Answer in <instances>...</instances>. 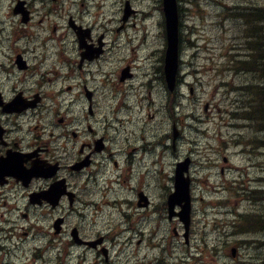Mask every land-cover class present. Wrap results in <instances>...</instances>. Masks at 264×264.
Instances as JSON below:
<instances>
[{
	"label": "flooded vegetation",
	"instance_id": "af4514ba",
	"mask_svg": "<svg viewBox=\"0 0 264 264\" xmlns=\"http://www.w3.org/2000/svg\"><path fill=\"white\" fill-rule=\"evenodd\" d=\"M79 1L0 0V167L8 165L0 175V184H7L0 186V262L20 264L39 244L46 249L44 264H134V260L137 264H168L180 259L183 264L213 262L209 252H213L214 245L209 247L204 237L198 240L191 229L186 234L177 216L170 219L173 223L178 220L176 229H170L168 222L166 228L151 229L148 219L127 225V215L121 227L113 222L101 226L97 218L87 220L88 213L102 214L88 207L85 197L90 193L96 195L97 191L87 184L100 178L106 181L111 172L122 176L110 164L113 162L119 170L118 157L124 155L128 176L135 159L149 150V140H153L150 146L154 150L157 146L163 149L165 136L149 130L144 132L147 137L141 134L131 141L115 137L110 138V143L100 132V123L96 121L100 95L83 73L85 67L100 63L109 54L107 39L119 35L125 26L122 27V21L117 24L114 8V17L103 22L100 14H90L89 8L86 12V4ZM92 1L97 2L98 11L103 10L105 0H89ZM156 2L163 21L161 0ZM129 4L134 14L139 12L133 4L140 3L131 0L120 3V11ZM87 54L99 55L89 61L85 60ZM124 109H128V104L119 102L110 111L121 115ZM114 115L105 117L113 119ZM241 144L238 150L242 158L262 157L253 154V150L260 148L252 147L249 140ZM183 161H188L190 171L193 160L188 155L182 157L179 153L175 166ZM224 163L234 167L235 172L242 171L237 180L243 188L240 199L252 206L251 189H245L256 185L255 179H248L255 176L256 169L245 162L246 167L240 169L227 158ZM39 165L42 173L52 176L37 179L32 175L39 171ZM97 166V171H91ZM61 180L62 195L58 199L50 197L46 192ZM125 181L124 178L122 182ZM142 192H138V201L133 199L137 213L151 207ZM20 199L23 207H14ZM221 205L231 209L228 203ZM156 213L165 217L164 212ZM260 216L259 211L256 214L245 207L239 209L235 220L227 226L226 237L219 239L221 250L231 240L236 241L244 251L242 264H264V218L260 221ZM207 231L211 242V233ZM192 247L201 256L195 257ZM36 263L39 262L33 259L25 264Z\"/></svg>",
	"mask_w": 264,
	"mask_h": 264
},
{
	"label": "rangeland",
	"instance_id": "374dc122",
	"mask_svg": "<svg viewBox=\"0 0 264 264\" xmlns=\"http://www.w3.org/2000/svg\"><path fill=\"white\" fill-rule=\"evenodd\" d=\"M96 1V0H95ZM99 1V0H98ZM120 1L117 0L116 3H112L111 0H105L102 2L103 11L106 15L111 14L112 8H114V12L118 13L120 11ZM133 2H139L140 4L137 5L138 10H146L147 5L149 1L154 0H132ZM242 0H181V10L183 15V27H182V35L184 38H182V46L183 48V62H185V65H183V77L190 76L188 80L190 81V85L193 87V80L196 79L197 76H200V72H202L201 79H198V81L195 82L193 93H189L188 89L185 88L186 86L182 87V96H179V99H176L177 101V108L178 104L181 105V102L183 101V107L179 109V116L181 117V131L183 132V138L178 140V142H181L183 145L181 147L182 151H185L186 149H190L191 147L196 148V140H192V128L189 124L188 116L189 114L193 113L199 115L203 120H209L211 122L210 126H214L212 123L214 122V119H209L208 115L209 113L202 110L201 104L199 106V101L205 102L209 100V98L214 97L216 94H224V98L228 96L231 92H228L226 90L221 89H214L213 87H216V78H212V72L211 68L216 67L218 64L222 63L221 61L224 60V57H226L229 54V50L233 45H237L242 47L243 46V40H241V43L237 42L235 36L233 37V33L236 31H233L229 24H226L224 27L223 25L220 26L218 22L221 21V15L222 12L224 13V16L226 15V5L232 6L235 5ZM84 2L86 4V12L87 9H90V14H97L98 12V5L97 2H89V0H80L79 4ZM223 5L225 6L224 10ZM251 5L258 6L264 9V0H254L251 2ZM249 10L246 11V14H249ZM159 16V15H158ZM158 16H156L155 12H150L138 16V18H135L132 21V24L135 23V27L131 26L126 32H123L121 35H119V46L122 43H128V47L126 48L125 53L120 58V61L118 64L121 65L120 68L124 67V62L131 58L132 55V48L140 45V41L137 39V36L140 35L142 39L146 37V33L148 32V47L149 50H155V58L151 60H144V57H140L139 59L141 62L139 63L140 66L143 67H149L153 70H156V68L160 67L159 59H158V53L157 50L160 51L162 54L164 46H165V38H159L160 32L162 29H158L155 26V21L162 22V17L158 19ZM251 15L247 16L246 23H244V26L241 27L242 31L247 34H255L257 37L260 36L261 38H264V36L260 33V24L263 25L264 22H262V17L260 23H259V17L255 16L256 19H258V25L256 29H249V18ZM146 18V19H145ZM152 19V20H151ZM150 20V21H149ZM157 21V22H158ZM237 23V22H235ZM143 24H146L144 26ZM236 26V25H235ZM238 28V26H236ZM262 32V30H261ZM129 37H132V42L129 41ZM255 37L247 36L245 38L246 40L250 41L253 40ZM112 44V40H110ZM142 46L139 48L138 53L141 52ZM117 48L114 47L112 44V47L110 46L109 54L112 55V57L107 60V63H105L103 66L102 71L100 72L101 68L98 70L100 72L99 75L92 76L88 75L87 72L85 74V78L88 81L89 85H96V88L98 89L97 94H100V105L99 108H97V114H96V121H99L100 126L102 128H105V134H107L109 137L112 136V140L115 139V137L119 139H133L135 136L140 137L141 134L144 135V132L152 130L156 133H159L164 136L170 135V133L173 135L172 131V125H173V114L168 113V106L164 103L165 99H161V108L163 110H166V112H162L161 110L154 109L155 107H152V104H157V102L160 100L161 96L157 93V88L151 89L149 87V84L144 82L145 86H143V79L139 78V84L140 86L137 89H128L120 93V90L123 88L126 89V86H118L117 88H112L108 85H105L103 81L106 79V75L108 71H113L115 69V65L112 63L113 60L117 57ZM147 53L146 50L143 51V54ZM162 57V55H161ZM136 63V62H135ZM116 64V65H118ZM137 70V69H136ZM134 70L133 72L135 73ZM139 70V69H138ZM88 71V69H87ZM192 72V74H189ZM212 78V79H211ZM210 79V80H209ZM257 81L256 83L259 84ZM264 82V81H263ZM264 85V83H262ZM121 88V89H120ZM231 88V87H230ZM120 89V90H119ZM152 91H151V90ZM214 89V90H213ZM197 91V93H196ZM219 91V92H218ZM128 93V94H126ZM235 92H232V96ZM161 94V91H160ZM147 95V96H146ZM153 95L154 101H149V98H151ZM173 96V95H172ZM148 97V99H147ZM176 98V97H175ZM220 98V96H219ZM242 99H245L246 104V96H242ZM120 99L122 102H126L128 105L130 104L132 110L130 109H124L122 111L123 114L121 115H114L110 111V108L113 107V105H116L120 102ZM261 99V97H260ZM264 99V96H263ZM218 100V99H217ZM216 100V101H217ZM143 102V104H141ZM264 104V100H263ZM257 105H259L257 103ZM261 109L258 108V112ZM87 113V112H86ZM203 113V114H202ZM88 114V113H87ZM106 115H114L115 118L113 119H107ZM249 116H253L252 113H247ZM203 116V117H202ZM259 117H262L259 112ZM132 118V119H131ZM128 119L130 121H128ZM94 123V121H92ZM98 123V124H99ZM113 124L116 126L117 129L113 127ZM195 129H205L206 126H203L202 124L197 123L196 121L192 123ZM216 126H214L216 129L222 130V132L226 131L224 121H215ZM134 127V130H133ZM262 128V127H261ZM136 133L134 136H131V134ZM147 137V133L145 134ZM144 135V136H145ZM149 136V134H148ZM199 137V145L200 148L209 152V147H217L218 142L215 138H208L205 136H201L198 134ZM131 141V140H129ZM150 143H153V140H149ZM257 143H260V150L256 151L253 150V154H263L262 160H264V142L258 139ZM220 147H224V145H219ZM232 146H230L231 148ZM149 158L143 159L140 158V164L142 165V169H146V166H148V179L150 182H153L156 177H161L163 180L166 176V179H170L173 176V162H174V154L173 151H166L163 149H156L155 150L149 145ZM185 155V152L181 153V156ZM119 165L121 168L119 170H116L113 166V162H111V169L116 171H121L122 176L126 179L125 183L122 182L119 185H116L113 183L112 180L105 181L103 178H100L97 182L89 183L88 187H92L98 192L100 196L103 197V203L105 202V206L98 208V211L102 214H93L88 213L86 214L87 220H92L97 218L98 224L101 226L109 225V222H113L114 226L121 227L123 222H125V215L128 216V222L127 225L130 223L136 224L142 219V222H144V214L137 213L136 211H139L136 206V202L133 199H137L138 192L139 191H145V193L154 200L155 205L154 208L147 212L146 214L150 216V222L149 227L151 229L159 227V224H161V228H166V223L168 222V217L165 219H158L159 217L153 212L157 208V206H162V203L165 202V207L167 210V196L172 190L173 184L168 183L165 184L167 186L166 191L164 192V195L161 196L160 186H154V190L149 192L146 190L143 186L144 182L139 181H132L130 175L125 176L126 170H127V164L126 161L123 159H119ZM140 168V167H139ZM198 173H196V187H199V190H203V192L199 195V197L208 198V205L209 207L204 206L202 209H200V214L196 216V218L201 220V226L206 227L208 230L215 229L216 233L219 235H225L227 232V226L231 224L235 220V212L238 211L237 206H235L236 196L229 195L227 189L224 187L220 188V192L215 193L214 186L221 182L220 176H218V182L216 184H212L211 182H214L216 179V170L213 168L212 164L208 168H203L201 166H195ZM98 166L93 168L91 171H97ZM140 171V169H139ZM113 173L111 172V175ZM205 176L208 177L209 180L208 184H204ZM227 179H230V174L227 175ZM263 177H256V176H249V180L252 182V179H255L257 181L256 188L251 185V191H250V199L252 202V205H258L262 204L264 206V182ZM228 188V187H227ZM226 190V191H224ZM229 190V189H228ZM114 195L117 197L114 199ZM235 195V194H234ZM225 196L226 202L230 204L231 209L229 210L228 206L222 207V205H213L216 201H218L220 198ZM240 201V200H239ZM107 203H111L113 206H108ZM245 204V203H244ZM202 205V204H200ZM15 206L23 207V200L20 199L18 203L15 202ZM108 206V207H107ZM240 206V205H239ZM204 208H207L208 213L213 212H220L222 211V214H218V216L215 219H207L206 217H202L205 215ZM226 212V213H225ZM163 215V214H162ZM101 216V217H99ZM168 216V211H167ZM164 217V215H163ZM260 221L264 218V214L260 217H258ZM258 218H256L258 220ZM141 222V224H142ZM79 223V222H78ZM141 224L139 228H141ZM175 224V223H174ZM82 227L84 225L80 224ZM200 226V228H202ZM170 227V224H169ZM171 228V227H170ZM156 232V231H155ZM205 233V231H203ZM208 233V231L206 232ZM172 237V236H171ZM216 235L215 233L211 234V239H215ZM224 240L223 236L220 238V240ZM237 238L234 237V240ZM40 249L37 250V253ZM28 255V254H27ZM25 255V256H27ZM219 251L214 252V259L217 260L218 264H225L228 262L227 259L220 257ZM142 256V253L140 257ZM29 262V260H27ZM45 258L41 260L39 263L36 264H44ZM165 263H167V260H165ZM0 264H2L0 262ZM20 264H24V262L21 261ZM134 264H137L136 260H134Z\"/></svg>",
	"mask_w": 264,
	"mask_h": 264
},
{
	"label": "bare ground",
	"instance_id": "6f19581e",
	"mask_svg": "<svg viewBox=\"0 0 264 264\" xmlns=\"http://www.w3.org/2000/svg\"><path fill=\"white\" fill-rule=\"evenodd\" d=\"M254 0H242L241 2L232 5L227 6L226 5V15L224 16V13L222 12L221 15V21L218 22V24L223 25L224 27L226 24H229L231 29L233 31H236L233 33V37L237 39L236 41L241 43V40L247 38V36L255 37L256 35L253 34H247L244 33L241 29L242 26H244V23H246L247 16L251 15L249 18V29H256L258 25V19L256 17H259V23L264 17V11L261 7L253 6L251 5V2ZM155 2V0H154ZM153 1H149L147 5L146 10H139V15H143L150 12H155L156 16H158L161 11L159 8L158 3H154ZM116 3V2H114ZM225 6L223 5L224 10ZM249 10V14H246V11ZM256 16V17H255ZM146 19V18H145ZM237 22V23H235ZM262 22H264V18L262 19ZM145 26V24H143ZM238 26V28L236 26ZM159 27L162 29V33L165 35L168 33V21L167 18H164L162 23L159 25ZM262 30V32H261ZM260 33L264 36V24H260ZM119 35L114 36L113 38V44L114 47H116L117 50V57L113 60V64L115 65V69H120L121 65L118 64L120 61V58L125 53L128 43H122L119 46ZM110 59V58H109ZM107 59V60H109ZM106 61H101L100 63L96 64L95 66H92L88 69L87 74L88 75H94L98 73V70L104 66ZM230 61V62H229ZM219 65V71H216L215 75L213 77L217 80L225 79V80H234V79H240L245 87V91H247V95L249 97L256 96L263 102V96H264V38H261L257 35L253 40H246L243 42V46H237L233 45L231 49L229 50V54L224 57V60L221 61ZM118 64V65H116ZM185 65V64H184ZM183 67V65H182ZM139 70H136L135 74L143 79V84L146 82L149 84V87L152 89L157 88V93L161 96L160 100L157 102L156 106L155 104H152V107H155L156 110H161L162 112H166V110H163L161 108V99L164 98V103L168 106V113L172 114L177 108V101L176 99H179V97H176V95L182 93V87L187 86L184 85V82L180 84L177 92L172 96V93L167 90L166 86H164V70L163 67L160 66L159 68H156V70H153L149 67H143L140 66L138 68ZM126 70V69H125ZM133 72V69L131 70ZM189 74H192L190 72ZM180 77H183V69L180 73ZM259 80L261 81L259 84L256 82ZM218 82V81H217ZM145 85V84H144ZM217 86V83H216ZM150 89V90H151ZM221 90H226L228 92H235L232 88H230L227 85H223L221 87ZM152 91V90H151ZM161 91V94H160ZM176 97V98H175ZM170 98V99H169ZM228 100V103L231 106H234V109L230 110L232 115V128L234 129V140L245 142L248 141L251 143H256L258 139L264 142V118L259 116H249L244 113V111L241 108V104L245 101V99L238 98L236 95H233L230 93L226 97ZM238 98V99H237ZM237 99V100H236ZM256 112H258V108L256 109ZM192 118V117H189ZM262 127V128H261ZM164 148L163 150L168 151H177L178 148L182 147V143L173 140L170 137L165 136L164 141ZM174 147H177L176 150ZM156 149H162L160 146H157ZM179 151V150H178ZM150 151H145L143 153V156L140 155L138 158L135 159L134 162V169L128 173L130 175L132 181H139L144 182V188L151 192L154 190V186H160L161 196L164 195V192L166 191L167 186L165 184H168L167 180H163L161 177H156V179L153 182H150L148 179V166H146V169H142V165L140 164V158L148 159ZM124 157V158H123ZM213 158H215L213 156ZM119 159L125 160L124 156H119ZM127 162V160H125ZM230 163L238 164L240 162H245L251 167L256 169V177H263L264 175V160L258 155H254L251 158L244 157L242 158V155H236V156H230L229 157ZM127 169H128V163ZM140 167V168H139ZM140 169V171H139ZM216 170V168H214ZM124 179V176L112 174L110 177L106 178V181L112 180L113 183L116 185H119L122 183V180ZM257 182V181H256ZM90 196H95L96 198H87ZM86 201L89 202L88 207L90 209H98L100 207L105 206L103 203V197L100 196L97 192L96 195H93L92 193L88 194L86 197ZM116 199L117 197L114 195L113 197ZM136 201V200H135ZM224 207V206H222ZM158 212H164L165 213V205L162 203V206L157 210ZM156 211V212H157ZM147 211L141 212L144 214V221L146 219L150 220V216L144 213ZM220 212H213V213H205V217L207 219H215ZM170 229H176L178 226L174 224L173 222H169ZM227 233V232H226ZM228 236V234H227ZM229 237V236H228ZM262 239H264L262 237ZM228 260V263L230 262L229 258H226Z\"/></svg>",
	"mask_w": 264,
	"mask_h": 264
},
{
	"label": "water",
	"instance_id": "95a60500",
	"mask_svg": "<svg viewBox=\"0 0 264 264\" xmlns=\"http://www.w3.org/2000/svg\"><path fill=\"white\" fill-rule=\"evenodd\" d=\"M165 11L168 21V37H169V50L167 55V70L173 76L177 68L178 62V12L176 0H164ZM169 75V74H168ZM176 194L173 195V202H175ZM171 204H173L170 201Z\"/></svg>",
	"mask_w": 264,
	"mask_h": 264
},
{
	"label": "trees",
	"instance_id": "16d2710c",
	"mask_svg": "<svg viewBox=\"0 0 264 264\" xmlns=\"http://www.w3.org/2000/svg\"><path fill=\"white\" fill-rule=\"evenodd\" d=\"M264 11V9H262ZM264 105V104H263Z\"/></svg>",
	"mask_w": 264,
	"mask_h": 264
}]
</instances>
